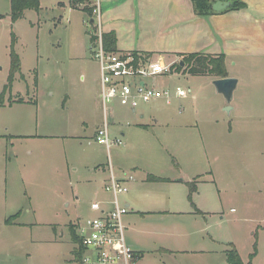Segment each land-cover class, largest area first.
<instances>
[{"label":"rangeland","instance_id":"obj_1","mask_svg":"<svg viewBox=\"0 0 264 264\" xmlns=\"http://www.w3.org/2000/svg\"><path fill=\"white\" fill-rule=\"evenodd\" d=\"M40 4L13 22L12 0H0V93L10 76L12 33L21 60L0 105V264H79L72 230L94 214V200L111 196L102 182L111 165L118 175L133 171L135 180L198 176L192 202L197 191L208 211L209 229L181 243L182 251L151 244L139 264H229L232 243L246 263L264 264V60L231 66L241 79L230 111L212 76L177 71L149 79L171 92V103L141 102L135 113L117 99L104 107L88 13L71 0ZM177 87L189 95H176ZM105 115L110 137L123 140L110 151L95 134ZM172 187L169 208L186 211L189 184ZM161 221L174 232L195 229L187 213Z\"/></svg>","mask_w":264,"mask_h":264},{"label":"crops","instance_id":"obj_2","mask_svg":"<svg viewBox=\"0 0 264 264\" xmlns=\"http://www.w3.org/2000/svg\"><path fill=\"white\" fill-rule=\"evenodd\" d=\"M242 1L247 4L245 8H227L202 16L196 13L193 0H104V32L115 33L118 52L149 53L153 60L171 66L181 63L184 55L190 53L224 54L229 76L238 78L231 66L238 65L242 60H264V0ZM212 79L216 78L212 76ZM96 103L99 104L98 99ZM137 108L131 111L135 113ZM103 122L96 124L95 134ZM120 133L125 135L123 131ZM104 175L103 183L109 178L110 171ZM122 175L120 172L118 176ZM150 176L163 179L155 180ZM180 177L150 173L138 175L131 183L129 196L124 200L130 207L125 220L129 243L139 252L136 264L143 263L144 252L151 244L161 251H182L181 243L189 242L192 235L209 229L210 223L205 218L208 211L197 200V191L193 202L188 197L192 204L186 211L169 208L172 186L188 185L198 176L185 180ZM196 181L199 182L198 179ZM187 189L190 190V184ZM173 201L176 199L173 198ZM176 213H187L195 229L186 233L170 231L161 219Z\"/></svg>","mask_w":264,"mask_h":264},{"label":"built area","instance_id":"obj_3","mask_svg":"<svg viewBox=\"0 0 264 264\" xmlns=\"http://www.w3.org/2000/svg\"><path fill=\"white\" fill-rule=\"evenodd\" d=\"M229 1V0H212ZM76 8L88 9L87 25L92 32L91 52L100 64L102 100L104 107L117 99L130 109H136L141 102L166 99L171 103V92L147 82V79L176 71L173 66L160 60L136 56L134 53L108 51L104 45V0H83ZM190 91L177 87L176 95L186 97ZM96 140L110 151L114 145L123 144L121 137H110L109 117L97 129ZM135 180L133 171L122 176L110 166V176L104 189L111 196L94 200L91 204L93 215L77 222V233L81 238L82 255L79 264H136L139 252L129 243L125 217L130 207L121 200V195L130 191Z\"/></svg>","mask_w":264,"mask_h":264},{"label":"trees","instance_id":"obj_4","mask_svg":"<svg viewBox=\"0 0 264 264\" xmlns=\"http://www.w3.org/2000/svg\"><path fill=\"white\" fill-rule=\"evenodd\" d=\"M83 0H71V4L73 6L77 7V2H81ZM232 5L229 7V9H242L247 6L245 2L242 0H229ZM195 11L198 15H210L218 13L213 8V4L215 3L212 0H193ZM40 0H12V11H11V17L12 21L16 22L19 19H21L26 10L35 9L40 10ZM86 12H88V9H84ZM104 39V45L105 48L108 51L112 52H118L116 43L117 38L114 32L111 33H105L103 34ZM92 40V38H91ZM18 41L17 35L15 33H12V43H11V71L10 76L8 79V83L6 84L4 90L0 93V105H5V93L6 90L13 86V83L15 81L16 75L21 71V60L20 56L16 51V43ZM136 56L140 54L141 57H143L145 60L152 57L151 54L147 53H138V52H132ZM184 62V66H181V64H175L173 65L174 69H176L177 72H182L184 74L189 73L192 75H210L215 78H223L229 76L227 65H226V55L221 54L218 56H214L211 54H203V53H190L184 55V58L182 60ZM17 102L23 103L25 102L24 98H18L16 100ZM150 178L155 180H162L163 178L158 176H150ZM197 181L190 182V195L189 198L192 200V193L197 189L196 186ZM16 217V215L14 216ZM13 216L7 219L8 224L13 223ZM76 230H72V235L74 236L75 243L77 244V247L74 248V259L76 262L79 263V260L82 255V249H81V238L77 233V224ZM256 252L253 253V257L255 256ZM227 260L230 264H254L251 261L248 263L244 262L242 259V256L237 249V247L234 244H231V247L226 250Z\"/></svg>","mask_w":264,"mask_h":264},{"label":"water","instance_id":"obj_5","mask_svg":"<svg viewBox=\"0 0 264 264\" xmlns=\"http://www.w3.org/2000/svg\"><path fill=\"white\" fill-rule=\"evenodd\" d=\"M232 3L230 1H217L213 4V8L220 12L224 9L231 7ZM181 66H184V62L181 61ZM216 86L218 92L225 95L228 105L225 107L226 111H230L232 109L231 102L234 98V91L238 86L239 79L237 77L227 76L223 78H216L213 81Z\"/></svg>","mask_w":264,"mask_h":264}]
</instances>
